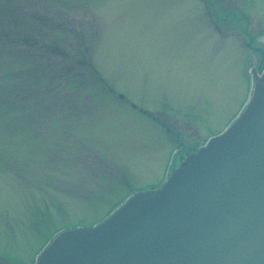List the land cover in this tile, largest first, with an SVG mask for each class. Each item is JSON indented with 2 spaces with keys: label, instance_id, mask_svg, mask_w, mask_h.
I'll list each match as a JSON object with an SVG mask.
<instances>
[{
  "label": "rangeland",
  "instance_id": "rangeland-1",
  "mask_svg": "<svg viewBox=\"0 0 264 264\" xmlns=\"http://www.w3.org/2000/svg\"><path fill=\"white\" fill-rule=\"evenodd\" d=\"M250 48L264 0H0V257L163 185L246 105Z\"/></svg>",
  "mask_w": 264,
  "mask_h": 264
},
{
  "label": "water",
  "instance_id": "water-1",
  "mask_svg": "<svg viewBox=\"0 0 264 264\" xmlns=\"http://www.w3.org/2000/svg\"><path fill=\"white\" fill-rule=\"evenodd\" d=\"M36 264H264V70L236 122L160 189L62 232Z\"/></svg>",
  "mask_w": 264,
  "mask_h": 264
},
{
  "label": "flooded vegetation",
  "instance_id": "flooded-vegetation-1",
  "mask_svg": "<svg viewBox=\"0 0 264 264\" xmlns=\"http://www.w3.org/2000/svg\"><path fill=\"white\" fill-rule=\"evenodd\" d=\"M205 12L207 16L210 17L211 14L208 7H205ZM210 20H211V24L213 25L217 33H222L224 31L223 23H221L219 18L218 20L210 18ZM179 160H181V158H179ZM0 264H17V260H10V259H5V257H0Z\"/></svg>",
  "mask_w": 264,
  "mask_h": 264
}]
</instances>
